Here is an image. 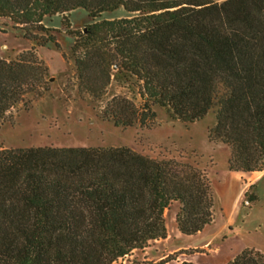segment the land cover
<instances>
[{"label":"trees","instance_id":"1","mask_svg":"<svg viewBox=\"0 0 264 264\" xmlns=\"http://www.w3.org/2000/svg\"><path fill=\"white\" fill-rule=\"evenodd\" d=\"M77 8L90 19L82 29L69 18ZM56 16L80 94L99 100L116 82L143 100L113 94L104 119L149 126L155 105L186 123L212 112L208 137L228 146V170L264 171V0H0V19L31 43L0 56V125L50 90L38 48L61 49V29L47 23ZM172 202L183 235L212 222V180L198 155L0 148V264H114L167 237ZM226 264H264V253L245 248Z\"/></svg>","mask_w":264,"mask_h":264},{"label":"rangeland","instance_id":"2","mask_svg":"<svg viewBox=\"0 0 264 264\" xmlns=\"http://www.w3.org/2000/svg\"><path fill=\"white\" fill-rule=\"evenodd\" d=\"M60 18L56 16L53 22L47 23L61 29L62 33L57 36L61 49L55 45L38 48L39 56L47 63L51 78H54L52 81L50 78V90L42 98L34 100L28 110L22 105L12 110L15 115L14 123L5 122L0 125V148L127 146L151 156L181 153L198 155L212 180L214 193L212 234L213 231L219 233L221 229L216 242L231 237L233 243H237L238 240L243 246L249 245L264 251V173L252 186L242 179L237 186L226 178L232 172L228 170L227 164L229 148L222 142H211L208 137L209 129L215 124V115L210 112L200 120L186 123L173 119L165 108L155 105L153 109L156 117L149 126L140 124L128 127L115 126L112 121L102 117V109L112 95L125 93L137 105L143 103L141 96L137 90L122 87L116 82H113L107 93L99 100L88 94H80L69 48L71 40L60 25ZM69 18L73 29H82L90 21L83 8L73 10ZM30 46L31 43L24 38L22 31L14 29L9 19H0L1 57H14ZM235 173L241 177L253 174ZM257 175L254 174L252 180ZM234 190L237 191V196L240 192L241 195L232 203L230 199ZM252 195L256 196L254 201L249 199ZM179 206L178 202H172L165 210L168 216H165L166 224L167 222L169 224L173 214L178 212ZM174 223L176 225V221ZM188 237L182 234L179 239L170 238L166 242H160L162 248L165 245L164 249L160 247L162 254L166 255L164 261L169 260V264H180L201 257L206 259L222 257L224 250H216L217 243L213 245L212 243L202 245L199 241L191 243L186 240ZM149 245L143 250H134L129 256L114 264L160 263L145 259L151 255L145 254L146 252L154 253L158 250L152 244L149 248ZM243 246L230 253L229 259ZM228 248L226 252H229ZM229 259H222V263L226 264L231 260Z\"/></svg>","mask_w":264,"mask_h":264},{"label":"crops","instance_id":"3","mask_svg":"<svg viewBox=\"0 0 264 264\" xmlns=\"http://www.w3.org/2000/svg\"><path fill=\"white\" fill-rule=\"evenodd\" d=\"M264 173L263 172H253L252 175H242L244 177H241V175H239L238 173H235L234 171L230 172V174L227 175L226 178L230 179L232 181V183H235L236 185L237 184H240V179H242L243 181H247V184L249 186H252V184ZM254 174H258L254 180H252ZM247 179V180H246ZM252 180V181H251ZM243 184H241L242 186ZM238 186V185H237ZM236 190H234L232 193H231V196L232 198L230 199V201H232V203H234L236 200L239 199L240 195H241V192L238 194V196L236 195ZM236 195V196H235ZM177 214V212H175L173 214V217L170 219V222L168 224L167 222V228H168V235L165 239H159V240H155L154 242H152V246H155L156 248H158L157 251H154V253H149L146 252L145 254H151V255H148L147 257H145L146 260H154V263H157L158 261H160V263L158 264H169L170 262L168 261H164L165 258H166V255L162 254V249L165 248V245L164 247L162 248V243L160 242H166V240L170 239V238H177L179 239L180 236H182V233L177 229L174 221H175V215ZM165 216H166V212H165ZM168 217V216H166ZM214 220V219H213ZM221 231V229H220ZM219 231V233H220ZM219 233L216 231H213V234H212V231H211V223L208 224L202 231L198 232L195 236H189L188 240L189 242L191 243H194L196 241H199L200 244L202 245H213V243H217L216 241L219 239ZM233 238L231 237H228L227 239L225 240H219V243H217V249L216 250H219V251H223L222 253V257L219 259V258H215L213 257V259H206V258H199V259H196V260H189L188 262H193V263H196V264H224L222 263V259H225V258H228L229 259V256H230V253H234L235 250H237L240 246H243L241 244V242H239L237 240V243H233ZM221 241V242H220ZM150 244V245H151ZM165 244V243H163ZM149 245V248H151L152 246ZM231 246V247H230ZM162 249H161V248ZM229 247V248H228ZM226 248H228L229 252H226ZM245 248H255L257 249L256 247H252V246H243L241 248V250H239L238 252H236L230 259H234L238 254H240ZM259 250V249H258ZM261 251V250H260ZM264 253V251H262ZM146 256V255H145ZM132 257V255H131ZM210 257V256H209ZM229 259V260H230ZM212 260V261H211ZM221 260V261H220Z\"/></svg>","mask_w":264,"mask_h":264},{"label":"water","instance_id":"4","mask_svg":"<svg viewBox=\"0 0 264 264\" xmlns=\"http://www.w3.org/2000/svg\"><path fill=\"white\" fill-rule=\"evenodd\" d=\"M54 80V78H51V81Z\"/></svg>","mask_w":264,"mask_h":264}]
</instances>
